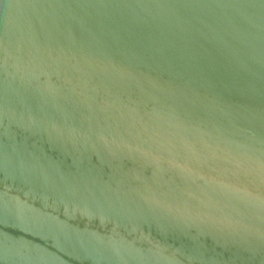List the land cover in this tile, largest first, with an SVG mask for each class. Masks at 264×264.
Wrapping results in <instances>:
<instances>
[{
	"label": "water",
	"instance_id": "obj_1",
	"mask_svg": "<svg viewBox=\"0 0 264 264\" xmlns=\"http://www.w3.org/2000/svg\"><path fill=\"white\" fill-rule=\"evenodd\" d=\"M0 264H264V0H0Z\"/></svg>",
	"mask_w": 264,
	"mask_h": 264
}]
</instances>
